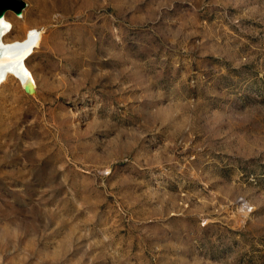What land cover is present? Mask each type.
Wrapping results in <instances>:
<instances>
[{
  "label": "rangeland",
  "instance_id": "374dc122",
  "mask_svg": "<svg viewBox=\"0 0 264 264\" xmlns=\"http://www.w3.org/2000/svg\"><path fill=\"white\" fill-rule=\"evenodd\" d=\"M25 1L0 264H264V0Z\"/></svg>",
  "mask_w": 264,
  "mask_h": 264
},
{
  "label": "bare ground",
  "instance_id": "6f19581e",
  "mask_svg": "<svg viewBox=\"0 0 264 264\" xmlns=\"http://www.w3.org/2000/svg\"><path fill=\"white\" fill-rule=\"evenodd\" d=\"M0 21L6 26L0 28V89L10 77H15L24 90L36 93L37 79L27 62L42 44V32L31 28L23 38L9 40L8 36L16 26L8 14ZM32 33L36 35L31 36Z\"/></svg>",
  "mask_w": 264,
  "mask_h": 264
},
{
  "label": "water",
  "instance_id": "95a60500",
  "mask_svg": "<svg viewBox=\"0 0 264 264\" xmlns=\"http://www.w3.org/2000/svg\"><path fill=\"white\" fill-rule=\"evenodd\" d=\"M27 6L25 0H0V20L5 17L8 11H12L20 17Z\"/></svg>",
  "mask_w": 264,
  "mask_h": 264
},
{
  "label": "snow or ice",
  "instance_id": "6c2138e0",
  "mask_svg": "<svg viewBox=\"0 0 264 264\" xmlns=\"http://www.w3.org/2000/svg\"><path fill=\"white\" fill-rule=\"evenodd\" d=\"M3 27H6L5 25H3V22L2 21H0V28H3ZM31 36H35L36 34L35 33H32V34H30Z\"/></svg>",
  "mask_w": 264,
  "mask_h": 264
}]
</instances>
